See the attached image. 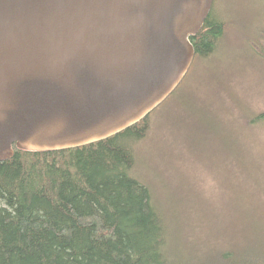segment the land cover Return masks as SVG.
<instances>
[{"label":"water","instance_id":"obj_1","mask_svg":"<svg viewBox=\"0 0 264 264\" xmlns=\"http://www.w3.org/2000/svg\"><path fill=\"white\" fill-rule=\"evenodd\" d=\"M215 0H0V160L109 138L179 87Z\"/></svg>","mask_w":264,"mask_h":264},{"label":"trees","instance_id":"obj_2","mask_svg":"<svg viewBox=\"0 0 264 264\" xmlns=\"http://www.w3.org/2000/svg\"><path fill=\"white\" fill-rule=\"evenodd\" d=\"M218 2L190 38L195 57L188 74L155 111L186 97L185 86L202 82L211 71L231 28L216 16ZM256 32L245 39L246 48L264 57V27ZM155 111L81 147L24 151L13 145L14 155L0 160V264H264V240L244 234L194 235L190 247L179 244L185 227L179 205L171 214L135 175L137 147L151 130ZM247 124L263 128L264 112L254 113Z\"/></svg>","mask_w":264,"mask_h":264},{"label":"rangeland","instance_id":"obj_3","mask_svg":"<svg viewBox=\"0 0 264 264\" xmlns=\"http://www.w3.org/2000/svg\"><path fill=\"white\" fill-rule=\"evenodd\" d=\"M215 13L231 28L211 71L185 86L186 97L154 110L136 151L139 181L171 214L179 205L178 242L187 248L194 235L211 233L264 240V125L247 124L264 112V57L245 41L264 27V0H219Z\"/></svg>","mask_w":264,"mask_h":264}]
</instances>
